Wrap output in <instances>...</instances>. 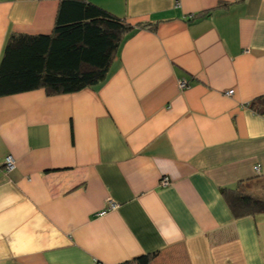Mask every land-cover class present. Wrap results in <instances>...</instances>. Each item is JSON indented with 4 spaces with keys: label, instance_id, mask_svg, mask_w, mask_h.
I'll use <instances>...</instances> for the list:
<instances>
[{
    "label": "crops",
    "instance_id": "crops-1",
    "mask_svg": "<svg viewBox=\"0 0 264 264\" xmlns=\"http://www.w3.org/2000/svg\"><path fill=\"white\" fill-rule=\"evenodd\" d=\"M59 1L0 0V58ZM86 1L132 29L103 81L0 96V264H264L221 194L264 199V0Z\"/></svg>",
    "mask_w": 264,
    "mask_h": 264
},
{
    "label": "trees",
    "instance_id": "trees-1",
    "mask_svg": "<svg viewBox=\"0 0 264 264\" xmlns=\"http://www.w3.org/2000/svg\"><path fill=\"white\" fill-rule=\"evenodd\" d=\"M132 27L86 0H60L49 33L10 34L0 58V96L43 88L47 95L79 91L103 81ZM264 111V96L252 101ZM246 186L222 188L234 217L264 213V199ZM153 253L119 264H149Z\"/></svg>",
    "mask_w": 264,
    "mask_h": 264
},
{
    "label": "built area",
    "instance_id": "built-area-1",
    "mask_svg": "<svg viewBox=\"0 0 264 264\" xmlns=\"http://www.w3.org/2000/svg\"><path fill=\"white\" fill-rule=\"evenodd\" d=\"M186 86H187V82L185 80L179 81L178 87L180 89L184 88ZM2 164H3L4 169L6 171H11L14 168V158H13V156H11V155L5 156L4 161L2 162ZM162 183L165 184V185L168 184L167 178H163ZM113 204H114L113 207L116 206L115 203H113Z\"/></svg>",
    "mask_w": 264,
    "mask_h": 264
},
{
    "label": "bare ground",
    "instance_id": "bare-ground-1",
    "mask_svg": "<svg viewBox=\"0 0 264 264\" xmlns=\"http://www.w3.org/2000/svg\"><path fill=\"white\" fill-rule=\"evenodd\" d=\"M233 92L232 89H230L229 91H227V94H231ZM163 179V178H162Z\"/></svg>",
    "mask_w": 264,
    "mask_h": 264
},
{
    "label": "rangeland",
    "instance_id": "rangeland-1",
    "mask_svg": "<svg viewBox=\"0 0 264 264\" xmlns=\"http://www.w3.org/2000/svg\"><path fill=\"white\" fill-rule=\"evenodd\" d=\"M161 180H163V179H161ZM114 203H115V202H114ZM113 205H114L113 203L110 204V207H109V208H115V207H116V206L113 207Z\"/></svg>",
    "mask_w": 264,
    "mask_h": 264
},
{
    "label": "clouds",
    "instance_id": "clouds-1",
    "mask_svg": "<svg viewBox=\"0 0 264 264\" xmlns=\"http://www.w3.org/2000/svg\"><path fill=\"white\" fill-rule=\"evenodd\" d=\"M3 165V164H2Z\"/></svg>",
    "mask_w": 264,
    "mask_h": 264
}]
</instances>
